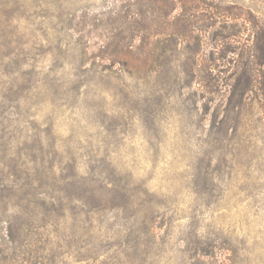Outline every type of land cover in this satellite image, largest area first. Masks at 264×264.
<instances>
[{
    "label": "rangeland",
    "instance_id": "1",
    "mask_svg": "<svg viewBox=\"0 0 264 264\" xmlns=\"http://www.w3.org/2000/svg\"><path fill=\"white\" fill-rule=\"evenodd\" d=\"M255 25L264 0H0V264H264V99L229 52Z\"/></svg>",
    "mask_w": 264,
    "mask_h": 264
},
{
    "label": "trees",
    "instance_id": "2",
    "mask_svg": "<svg viewBox=\"0 0 264 264\" xmlns=\"http://www.w3.org/2000/svg\"><path fill=\"white\" fill-rule=\"evenodd\" d=\"M145 2L151 3V6L153 7L154 4H158V2H161L162 0H142ZM165 3H167L168 0H163ZM162 9V8H161ZM157 10H160L157 7ZM245 13H239V16H244L242 21L251 23V19H253L252 13L250 11ZM227 14V15H226ZM229 13H224L221 15L223 19H231ZM229 16V17H228ZM237 16V15H236ZM246 16V17H245ZM235 19H238L237 17H234ZM181 22V20H180ZM134 26L140 25L138 20L135 23V21H132ZM255 31L253 33V39L251 40L250 45L247 48H241L240 51L237 50L238 47L233 48L230 52V56L232 57V61L234 62V68H237L235 70L239 71L238 73L235 71L233 76L237 75V80H243L244 83H250L251 85H254L256 89H258L263 96L264 99V28L258 25H255ZM185 37H188L187 35H183ZM233 36H236L235 34ZM112 46V43L107 41L103 42V45L101 46L102 51H100L99 58L102 60H109L113 62L114 64L119 65H126L127 64V58L128 54L123 50H116L108 52L107 48ZM145 61L147 62L148 56L144 57ZM149 61V60H148ZM249 64L251 65V69H249ZM252 71V73H251Z\"/></svg>",
    "mask_w": 264,
    "mask_h": 264
}]
</instances>
